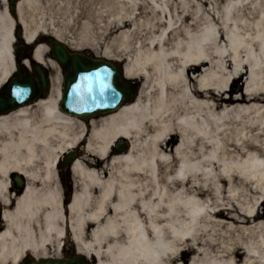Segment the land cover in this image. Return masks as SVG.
I'll return each instance as SVG.
<instances>
[{
	"label": "bare ground",
	"instance_id": "1",
	"mask_svg": "<svg viewBox=\"0 0 264 264\" xmlns=\"http://www.w3.org/2000/svg\"><path fill=\"white\" fill-rule=\"evenodd\" d=\"M45 37L122 63L136 99L65 114ZM36 44L57 74L0 115V264L69 244L97 264H264V0H0V88Z\"/></svg>",
	"mask_w": 264,
	"mask_h": 264
},
{
	"label": "water",
	"instance_id": "2",
	"mask_svg": "<svg viewBox=\"0 0 264 264\" xmlns=\"http://www.w3.org/2000/svg\"><path fill=\"white\" fill-rule=\"evenodd\" d=\"M55 60L65 71L64 91L60 108L65 114L88 120L112 113L136 98L139 85L124 79L118 63L95 60L86 53L70 52L64 45L52 46ZM16 80V81H15ZM44 80V79H43ZM15 78L9 81L7 93L0 92V115L8 114L36 99L30 85L20 84ZM117 152L128 151L127 143H117ZM66 162L74 160V152L65 155ZM15 187L22 192L24 179L14 175ZM23 264H89L82 256L64 260L27 259Z\"/></svg>",
	"mask_w": 264,
	"mask_h": 264
},
{
	"label": "flooded vegetation",
	"instance_id": "3",
	"mask_svg": "<svg viewBox=\"0 0 264 264\" xmlns=\"http://www.w3.org/2000/svg\"><path fill=\"white\" fill-rule=\"evenodd\" d=\"M38 43H44L48 47L51 45V41L48 37H45L42 41L39 40ZM33 51L30 52L31 54L29 53L30 58L20 61L16 78L18 81H25L27 84L32 85L34 93L38 95L40 99H45L52 88V84L50 83V80L52 81V74L46 73L41 68L37 67L39 62L33 60ZM29 60H32L31 65L26 67L25 61ZM43 78L45 79V83L42 82Z\"/></svg>",
	"mask_w": 264,
	"mask_h": 264
},
{
	"label": "rangeland",
	"instance_id": "4",
	"mask_svg": "<svg viewBox=\"0 0 264 264\" xmlns=\"http://www.w3.org/2000/svg\"><path fill=\"white\" fill-rule=\"evenodd\" d=\"M23 48V47H22ZM33 51L32 47L31 49H28V48H24L23 49V56L25 58H23L22 60H25L27 58H30V52ZM80 51H89L91 52L90 50H87V49H81ZM30 53V54H29ZM92 53V52H91ZM92 55L98 59H103L101 56L99 55H96V54H93ZM122 64V63H121ZM123 65V64H122ZM50 72H52V78L56 76L57 72H55L54 69H50ZM133 81H136V82H140L141 84V80L140 79H131ZM247 77H244V79L242 81H238L237 83L233 84V83H230L227 90L229 91H232L234 94H240L241 92H244L246 90V87H247ZM71 151H75L78 153V155L76 156L77 159H79L81 157V153L79 151V149H75V150H71ZM70 152V151H68ZM66 152V153H68ZM63 158V157H62ZM89 159H93V157H89ZM103 163L107 162V160H101ZM70 167L71 165L67 166V167H63V170L66 174V177L68 180H70ZM68 185L71 187L72 183H71V180L69 181ZM13 195H20V193L16 192V190L14 189V185H13ZM0 208H3L2 206H0ZM264 209V208H263ZM264 210H261V212H263ZM77 247L74 246L73 244H69L65 247V250L64 252L61 253L60 256H54L55 254L51 253L50 256L51 258H47V259H62L64 257V254L67 253V257L68 258H71L73 255H76L77 254ZM26 256H30V255H26ZM92 258V262L93 263H96L97 262V259H95L94 257H90ZM37 261H39L40 259H36Z\"/></svg>",
	"mask_w": 264,
	"mask_h": 264
}]
</instances>
